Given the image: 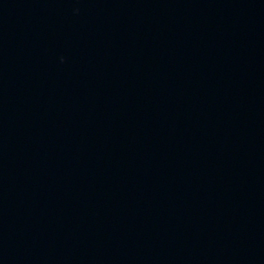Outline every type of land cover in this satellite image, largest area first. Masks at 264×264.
<instances>
[{
  "label": "water",
  "instance_id": "water-1",
  "mask_svg": "<svg viewBox=\"0 0 264 264\" xmlns=\"http://www.w3.org/2000/svg\"><path fill=\"white\" fill-rule=\"evenodd\" d=\"M0 264H264V0H0Z\"/></svg>",
  "mask_w": 264,
  "mask_h": 264
}]
</instances>
